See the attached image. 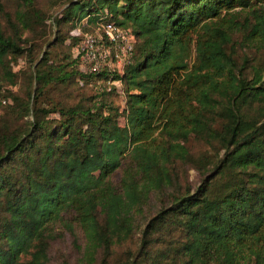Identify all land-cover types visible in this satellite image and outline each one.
<instances>
[{"label": "trees", "instance_id": "trees-1", "mask_svg": "<svg viewBox=\"0 0 264 264\" xmlns=\"http://www.w3.org/2000/svg\"><path fill=\"white\" fill-rule=\"evenodd\" d=\"M17 2L0 0V89L19 56L31 69L12 101L0 90V264H46L74 228L99 264L124 242L116 264H264V57L235 46H263L264 0ZM105 19L134 32L132 61L81 70L72 46ZM64 82L89 94L55 97Z\"/></svg>", "mask_w": 264, "mask_h": 264}, {"label": "rangeland", "instance_id": "rangeland-1", "mask_svg": "<svg viewBox=\"0 0 264 264\" xmlns=\"http://www.w3.org/2000/svg\"><path fill=\"white\" fill-rule=\"evenodd\" d=\"M2 2L4 3L5 9L11 13H14V11L18 8L17 0H2ZM64 3V0L60 2L59 0H37V4L43 10L47 11V14L50 15L58 13L64 6ZM49 20L50 19L48 18L47 21L49 22ZM0 21H4V17L1 13ZM68 25L69 24L65 22L61 24V27L65 30L67 29ZM53 31L54 26H48L46 33V37L48 39L53 38ZM24 34L31 35V32L25 31ZM258 45L260 44H257L256 41H252L251 43H248V45L245 44V46L243 44L235 43V46L237 47V53L240 56H248L250 61L253 62L256 60H260L259 58L261 57H264V44L263 46ZM56 46L61 47V45L58 44L53 45L54 50H57V48H55ZM43 47H45V45ZM62 48L65 49V47L63 46ZM12 67L15 70L20 69L21 71L16 80V83L10 84L4 82L2 84L3 88L0 89L1 91L10 92L9 95L11 98L9 97V101H12V92H23L24 90H27L26 87L28 84V73L30 72L31 64L24 55H21L15 62L12 63ZM56 85L57 88H53L55 89L53 91V95L67 101L68 103H74L80 98L89 94L88 91L79 89L73 82H64ZM110 98L115 103L121 106L122 100L119 95L111 94ZM119 122L120 124L124 122L122 117H120ZM188 145L194 154H200L205 150V145L193 138L189 139ZM121 172V168L114 171L111 176L113 183L118 184ZM198 178V172L194 167L190 166L189 164H184L181 167L179 180L182 183H186L188 181L191 183V185H194L198 181ZM151 199L152 201H155L154 199H158V196L153 195ZM136 238L137 234L133 236V241H135ZM85 244L86 242L83 233H81L77 228H74L73 231L63 230L56 237L51 239L49 245V259L46 264H99V252H96L95 256L91 258L90 255L86 254V252L84 251ZM124 249H126L125 242L116 245L113 254L108 260V264H116L119 258H124ZM252 263L253 261H251L249 264Z\"/></svg>", "mask_w": 264, "mask_h": 264}, {"label": "built area", "instance_id": "built-area-1", "mask_svg": "<svg viewBox=\"0 0 264 264\" xmlns=\"http://www.w3.org/2000/svg\"><path fill=\"white\" fill-rule=\"evenodd\" d=\"M79 31L78 27L76 33ZM134 41L131 29L105 19L98 21L93 31L82 32L71 51L78 58L81 70L95 73L103 69H122L132 61ZM7 101L8 98H0V103Z\"/></svg>", "mask_w": 264, "mask_h": 264}]
</instances>
